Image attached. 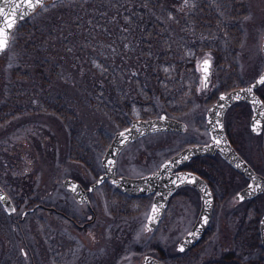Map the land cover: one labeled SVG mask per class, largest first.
Masks as SVG:
<instances>
[{"label":"rangeland","instance_id":"obj_1","mask_svg":"<svg viewBox=\"0 0 264 264\" xmlns=\"http://www.w3.org/2000/svg\"><path fill=\"white\" fill-rule=\"evenodd\" d=\"M100 1L103 0H60L56 6L68 9L77 3L88 6ZM137 1L132 0L133 3ZM170 2L174 19L167 26L175 31L176 47L181 44L180 47L187 49L185 54L179 56L194 64V76L188 75L186 81L182 80V94L177 97H170L168 93L160 97L162 95L156 88L152 104L146 111L143 113L140 110L137 116H131L122 126L111 120L107 112L93 110L92 113L90 109L76 104V99L80 101L84 91H89V86L84 84L81 88L82 79L75 74L70 76L71 73L66 71L68 68H64L66 73L54 76L56 78H53V86L50 87L52 96L48 95L55 107L59 101L64 106L68 105L66 110L70 113L65 117L37 108L39 106L35 103H38V97L26 104L19 103L15 98L18 91L15 92L12 81H19L16 82L17 87L25 92L33 88L38 92L44 89L35 87L31 78L15 79L23 63L24 69L29 66L22 62L23 55H30L20 45L17 49L19 34H14L8 49L0 53V107L5 106L7 114L16 105L22 109V117L0 122V185L6 187L14 199L23 197L24 201L27 200L23 208L10 218L3 217L8 231H0V237L5 238L9 234L20 263H32L31 257L27 260L22 255L23 249L28 252L27 246L21 242L24 240L36 264H142L144 254H157V246H160V252L163 249L165 257L168 255L166 264H170L177 243L196 222L201 207L200 196L190 187L182 188L174 195L159 227L155 232H147L144 226L152 195L136 199L119 196L114 188L109 189L106 184L93 194L99 218L96 238L94 234L90 233V236L83 231L75 237L71 225L64 221L61 227L56 218L50 220L48 225L46 215L41 210L28 215L23 225L18 223L21 211L26 206L43 200L68 206L71 215L80 217L83 212L87 215L85 207L75 203L63 190V180L75 177L88 185L95 182L102 172L101 159L114 134L128 126L133 119H151L165 114L184 121L187 130L184 133H156L128 145L119 156V175L139 177L148 174L183 148L208 143L210 138L206 130V114L211 105L221 93L246 86L263 72L264 0H188L187 4L185 0ZM45 5L34 13L32 22L41 25V21L53 10ZM97 9L93 6L91 11L95 13ZM161 11L162 8L157 9V12ZM191 36L200 40L198 45L192 47ZM156 42L162 50V43ZM205 58H210L212 72L208 87L202 88L198 65ZM228 68L233 71V82L229 80L231 75L228 74ZM66 79L68 83H65ZM258 91L264 98V85ZM33 108L37 110L31 112ZM251 117L250 107L239 103L227 112L225 123L237 146L235 149L256 171L264 175V132L258 136L251 132ZM90 158L92 167L86 165ZM203 172L207 173L206 169ZM207 176L215 182L219 176L227 181L228 187H216L213 190L216 202L209 233L200 247L185 258L186 264H205L208 261L225 264L221 262L223 255L235 252L238 256L240 249L244 250L242 245L239 247L240 244H249L245 241L246 236L255 234L256 225L251 221L256 218L259 223L264 214V194L247 202L236 201V194L246 182L224 161L217 159L214 172L207 173ZM46 193H49V197ZM27 194L30 196L26 198ZM104 221L108 223L107 228L103 225ZM15 222L18 223L17 228L14 227ZM248 226L253 227L252 230ZM43 228L50 237L47 254L35 241L37 236L43 235ZM92 242H95V246ZM5 248L7 245L0 243L3 253H6ZM256 256L253 253L249 259H255ZM241 261L239 264H247Z\"/></svg>","mask_w":264,"mask_h":264},{"label":"trees","instance_id":"obj_2","mask_svg":"<svg viewBox=\"0 0 264 264\" xmlns=\"http://www.w3.org/2000/svg\"><path fill=\"white\" fill-rule=\"evenodd\" d=\"M170 3V0H139L136 3L132 0H103L88 6L77 3L76 6L71 5L72 8L65 9L56 6L60 4V0L48 2L45 7H52L53 10L41 21V25L31 21L33 14L21 21L13 33L19 34L17 49L20 45L30 54L23 55L22 58V62L29 65L28 68L24 69L23 63L19 68L22 72L17 71L15 79L31 78L34 86L44 91L38 92L35 88L22 91L16 85L19 81L14 80L12 86L15 92L18 91L15 93L16 100L26 104L38 97V103H35L39 106L37 108L65 117L70 113L66 110L68 105L64 106L59 101L55 107L48 95L52 96L50 87L53 86V78H56L54 76L67 71L71 73L70 76L75 74L82 79L81 88L84 84L89 86V91H84L80 101L77 102L76 99V104L90 109L92 113L93 110L107 112L111 120L122 126L131 116H137L140 110L143 113L146 111L152 104L156 88L162 95L160 97L164 93H168L170 97L180 96L184 87L182 80L186 81L188 75L193 77L195 71L191 61L187 62L188 60L179 56L181 53L185 54L187 49L180 47L181 44L176 47L175 31L167 26L174 19ZM93 6L98 8L95 13L91 11ZM156 8H162L164 16ZM163 17L166 18L163 20ZM157 40L162 43V50L159 49ZM190 40L192 47L200 41L192 36ZM64 68L68 70L65 71ZM228 74L231 75L230 82H233L231 68H228ZM65 83H68L67 79ZM17 106L9 114L6 113L5 106L0 107V122L22 117V109ZM37 108L30 110L33 112ZM80 117L79 115V120L82 118ZM215 188L212 187L213 190ZM256 222L258 223L257 219ZM246 237L245 241L249 242L251 236ZM255 240V249H249L241 243L239 247L242 245L244 250L240 249L238 256L231 252L223 255L221 262L239 264L243 260L247 264H264L259 236ZM199 247L200 245L191 252ZM161 251V258L164 260L163 249ZM253 253L257 256L249 259ZM189 254L177 255V264H186L185 258Z\"/></svg>","mask_w":264,"mask_h":264},{"label":"water","instance_id":"obj_3","mask_svg":"<svg viewBox=\"0 0 264 264\" xmlns=\"http://www.w3.org/2000/svg\"><path fill=\"white\" fill-rule=\"evenodd\" d=\"M50 0H32L34 7H24L23 18H18L14 24V27L10 30L11 35L14 28L18 23L31 14H33L40 6L45 4ZM19 2V0H0L6 7H11L12 4ZM11 41V36L9 37L7 47L0 52L5 51ZM262 51L264 53V39L262 41ZM210 75L208 78V84L211 78V61H210ZM203 76V73L201 72ZM264 76L263 72L251 83L246 86L235 88L231 91L221 93L218 96L216 102L208 109L206 114V128L210 134V142L201 145H192L184 148L177 154L166 160L160 168L149 175L140 178H128V177H117V158L120 152L130 143L136 141L137 139L144 137L149 134L159 133V132H184L187 128L185 122L177 120L175 118L168 117L165 114L152 119H136L133 120L128 127L117 132L109 144L106 152L102 158V165L104 172L93 183L90 190L95 187L100 186L105 180L110 179V181L121 191L131 193L133 195H148L154 194V200L152 207L155 205L159 211L156 214L154 220H150L153 215L152 208L149 213L146 228L149 230H154L160 224L168 202L172 196L180 189L182 186H193L198 190L201 196V209L198 218L190 229V231L179 241L177 245V251L179 253H187L188 251L195 248L204 238L210 223L212 221L213 210H214V194L209 186V184L200 175L190 172V171H176L184 164L188 163L192 158L203 156V155H214L220 154L221 157L230 164L235 170L245 175L249 184L247 187L240 190L235 198L237 201H247L256 198L259 195L264 194V176L258 174L236 151L231 142L228 139L225 130V115L228 109L238 103L245 102L249 104L252 110V118L250 123L251 132L254 135H260L264 131V102L261 97L257 94V90L264 84H259L258 81ZM252 89L251 92L248 89ZM225 96V100H221L220 97ZM238 97V98H237ZM211 121V123L209 122ZM257 126V131L254 132L252 129ZM130 130V131H127ZM121 132H125L127 140L120 136ZM216 140L220 143L217 144ZM187 157V159H185ZM112 161V163H109ZM167 165L168 167H165ZM178 177H189V180H185L181 183ZM255 177V179H253ZM173 181H176L173 183ZM76 186V190L73 191V186ZM251 185V187H249ZM63 186L66 187L74 197L81 203L86 201V192L83 190L80 183L73 180L72 178H66L63 181ZM0 197H3L0 202L4 205L8 212H12L14 209L13 204L0 186ZM194 233V235H190ZM260 233L261 242L264 252V214L260 220ZM183 246L184 251H180V247ZM143 264H163L160 260L152 257L145 256L143 258Z\"/></svg>","mask_w":264,"mask_h":264},{"label":"flooded vegetation","instance_id":"obj_4","mask_svg":"<svg viewBox=\"0 0 264 264\" xmlns=\"http://www.w3.org/2000/svg\"><path fill=\"white\" fill-rule=\"evenodd\" d=\"M258 95L262 98V100L264 101V98H263V96L261 95V93L259 92L258 93ZM241 103H244V104H247V103H245V102H241ZM239 104V103H238ZM237 105V104H236ZM236 105H234V106H236ZM248 106H249V104H247ZM234 106H232V107H234ZM232 107H230L229 109H228V111L232 108ZM250 107V106H249ZM250 110H251V107H250ZM227 111V112H228ZM252 111V110H251ZM227 112H226V114H227ZM225 117H226V115H225ZM155 118V117H154ZM252 118V117H251ZM226 119V118H225ZM225 119H224V121H225ZM132 122V121H131ZM130 122V123H131ZM130 123H129V125H130ZM250 123H251V120H250ZM128 125V126H129ZM187 125V124H186ZM128 126H126V127H128ZM126 127H124V128H126ZM124 128H122V129H124ZM121 129V130H122ZM121 130H119V131H121ZM186 130H187V128H186ZM185 130V131H186ZM206 130H207V128H206ZM225 130H226V133H227V131H228V129H227V127H226V123H225ZM250 130H251V128H250ZM118 131V132H119ZM184 131V132H185ZM184 132H181V133H184ZM207 132H208V130H207ZM264 132V131H263ZM117 133V132H116ZM115 133V134H116ZM166 133H177V132H166ZM179 133V132H178ZM115 134H114V136H115ZM208 134H209V132H208ZM153 135V134H152ZM261 135V134H260ZM114 136H113V138H114ZM149 136V135H148ZM227 136H228V139H229V141L231 142V144L233 145V147L234 148H237V146L234 144V142H233V137L231 136V134H229V131H228V133H227ZM255 136H258V135H255ZM144 137H146V136H144ZM113 138H112V140H113ZM141 138H143V137H141ZM141 138H139V139H141ZM209 138H210V134H209ZM111 140V141H112ZM135 142V141H134ZM209 142H210V140H209ZM208 142V143H209ZM111 143V142H110ZM133 143V142H132ZM132 143H130V144H132ZM129 144V145H130ZM206 144V143H205ZM194 145V144H193ZM197 145H200V144H197ZM128 146V145H127ZM126 146V147H127ZM108 148V147H107ZM123 151V150H122ZM121 151V152H122ZM236 151L238 152V154L255 170V168H254V166H252V164H250L243 156H242V154L236 149ZM106 152V151H105ZM121 152H120V154H121ZM105 154V153H104ZM120 154H119V156H120ZM176 154V153H175ZM104 156V155H103ZM119 156H118V158H117V168H116V175H117V177H128V178H140V177H144V176H146V175H149V174H152V173H154V172H156L159 168H160V166L166 161V160H168L170 157H172V156H170L169 158H167L165 161H163L161 164H160V166L155 170V171H153V172H150V173H148V174H145V175H142V176H139V177H129V176H125V175H119L117 172H118V160H119ZM103 158V157H102ZM217 159H219V160H222V161H224L227 165H228V167L231 169V170H233L236 174H238V176H240L242 179H243V181H245L246 182V185L244 186V187H247L248 186V184H249V180H248V178L245 176V175H243L242 173H240V172H238L237 170H235L230 164H228L222 157H221V155L220 154H214V155H203V156H198V157H195V158H192L188 163H186V164H184L183 166H181L178 170H176V171H190V172H194V173H196V174H198V175H200L204 180H206V182L209 184V186L210 187H228V183H227V181L226 180H224V179H220L219 178V176H220V174H219V176L217 177V181L215 182L213 179L211 180V178L209 177V176H207V173H209V172H214V166H216V161H217ZM82 160H84V159H82ZM93 161H92V159L90 158L89 159V162H88V164H86L85 162H83L84 164H86L88 167H92V165H93V163H92ZM101 166H102V172L100 173V175H102L103 174V172H104V169H103V165H102V159H101ZM191 167H194V168H191ZM192 169H194V170H192ZM204 169H206V172L207 173H205L204 174V172H203V170ZM256 171V170H255ZM257 173H259L258 171H256ZM259 174H261L262 176H264L262 173H259ZM100 175L98 176V178L100 177ZM225 176V175H224ZM67 178H72L73 180H75V181H77L78 183H80L81 184V186H82V188H83V190L86 192V201H84L83 203H81V202H79L75 197H74V195L66 188V187H64L63 186V190L66 192V194L69 196V197H71L73 200H74V202L75 203H77L79 206H84L85 207V209L87 210V215H85L86 213L85 212H83V216H80V217H78V216H76V215H71L70 213H69V209H68V206H63V205H60V204H56V203H52V202H48L47 200H43L42 202H34V203H32L31 205H29V207L28 206H26L25 207V209L23 210V211H21V216H20V218H19V224H21V225H23L24 223H25V221H27L28 220V215H31V214H33V213H35L37 210H41L42 212H44V214L46 215V217H45V219L47 220V223H48V225H50L49 223V221L50 220H52V219H57L58 220V222H59V224H60V226L61 227H63L62 225L64 224V221H66V222H68L70 225H71V227L73 228V231H74V235H75V237H77V236H79V234H80V232L81 231H83L84 233H87V234H89L90 236H91V234L93 235L94 234V238H96L95 237V231H96V227H97V225H98V223H99V218H98V216H97V211H96V208H95V198H94V196H93V194L95 193V191L97 190V189H100V188H102V186H106V184H108V188L110 189V188H114L115 189V193H117L119 196L121 195V196H128V197H130V198H143V197H148V196H151L152 195V197H153V199H152V204H153V200H154V194H148V195H133V194H131V193H128V192H124V191H121L120 189H118L111 181H110V179H108V180H105V182H103L100 186H98V187H95L93 190H90L91 189V185L93 184V183H95L96 181H97V179L95 180V182H93L92 184H86L84 181H82V180H80V179H78V178H73V177H67ZM66 179V178H65ZM64 179V180H65ZM63 180V181H64ZM210 181L212 182V184H210ZM107 182V183H106ZM62 185H63V183H62ZM185 187H190V188H192V189H194L198 194H199V196H200V193L198 192V190L196 189V188H194L193 186H190V185H187V186H182L180 189H178L177 190V192L174 194V195H176L182 188H185ZM3 190H4V192L8 195V197L10 198V200H11V202H12V204H13V207H14V209H15V212H8L7 210H6V208L4 207V205L0 202V206H1V208H2V212H0V231L1 232H5V231H8V228H7V225H6V223H4V219H3V217L4 216H7L8 218H10L13 214H15L21 207L23 208V204H24V202L26 203V201L27 200H25L24 201V199H23V197H20V199H18V201H17V199H14L13 197H12V195H11V193L6 189V187H1ZM212 191H213V189H212ZM213 194H214V191H213ZM46 195L49 197V193H46ZM174 195L172 196V198L174 197ZM30 195H26V198L27 197H29ZM215 197V196H214ZM258 197V196H257ZM256 197V198H257ZM25 198V197H24ZM171 198V199H172ZM171 199H170V201H171ZM255 199V198H254ZM254 199H251V200H254ZM170 201L168 202V205H169V203H170ZM237 201V200H236ZM248 201H250V200H248ZM200 202H201V196H200ZM216 202V201H215ZM239 202V201H238ZM247 202V201H246ZM27 204H28V202H27ZM152 204H151V208H152ZM168 205H167V207H168ZM83 207V208H84ZM167 207H166V210H165V212H164V215H163V218H162V220L164 219V216L166 215V211H167ZM151 208H150V211H151ZM201 208V207H200ZM150 211H149V213H150ZM200 212V211H199ZM7 214V215H6ZM199 215V214H198ZM148 216H149V214H148ZM147 219H148V217H147ZM147 219H146V222H147ZM162 220H161V222H162ZM161 222H160V224H161ZM212 222V221H211ZM252 222V224L254 223L255 225H256V229H255V234H253V235H249V236H251V238H250V240H249V244L247 245L248 246V248L249 249H255L256 248V246H257V241L255 240L256 239V236H259V238H260V242H259V248L261 249V251H262V254H263V256H264V252H263V247H262V242H261V233H260V224L258 223L257 224V222H256V218H255V221H251ZM18 223H14V227L15 228H17V224ZM13 224V221L11 222V225ZM33 224H34V222H33ZM107 221H104L103 222V225H104V227L106 226V228H107ZM159 224V225H160ZM5 225H6V228H5ZM10 225V226H11ZM159 225L157 226V228L159 227ZM210 225H211V223H210ZM51 228V227H50ZM144 228H145V230L147 231V232H155V230L157 229H154V230H148L147 228H146V224H145V226H144ZM209 228H210V226H209ZM209 228H208V231L206 232V234H205V236H204V238H203V240L200 242V244L199 245H201L202 244V242L204 241V239L206 238V236H207V234L209 233ZM248 228H249V226H248ZM253 228V227H252ZM252 228L250 227L249 229H251L252 230ZM52 229V228H51ZM1 232H0V235H1ZM189 232V231H188ZM187 232V233H188ZM91 233V234H90ZM48 232L45 230V228H43V235H41V236H37L36 237V239H35V241H36V243L41 247V249L47 254V252L49 251V248H50V237L48 236ZM186 235V234H185ZM184 235V236H185ZM183 236V237H184ZM182 237V238H183ZM2 240V242H0L1 244H3V245H7V248H5V251H6V253H3V249H1L0 250V253L1 254H3V255H1L2 256V258L0 257V264H22V263H20L21 262V260L18 258V254H15L14 253V251H15V248L14 247H12V245H13V241H12V239L10 238V236H9V234L4 238V237H0ZM92 238H93V236L92 237H90L89 238V240H90V242H91V240H92ZM22 243H23V245L24 246H27V249H28V252H29V255H28V252L25 250V249H23L22 250V255H23V257L24 258H27V260H30V257H31V264H36L34 261H33V254L31 253V249L28 247V244L26 243V241H21ZM94 245L93 246H95V242H92ZM177 245H178V243H177ZM177 245H176V253L174 254V256H172L173 258H172V262L170 263V264H174V263H176V257H177V255H179V254H181V255H183V254H188V253H192L191 251L192 250H190L189 252H187V253H179L178 251H177ZM159 247L160 246H157V247H155V248H158V249H156L157 250V254H144L143 255V257H142V260H141V262H142V264H143V258L145 257V256H147V255H149V256H152V257H154V258H156V259H158V260H160L163 264H166V261L168 262V259H169V257H168V255L166 256V257H164V260L161 258V256H162V254H161V252L159 251ZM115 249H116V247H115ZM96 250V249H95ZM189 254V255H190ZM49 255H50V253H48V257H49ZM3 259L4 260H6L5 262L3 261ZM214 263V262H213ZM205 264H212L211 263V261H208V262H206Z\"/></svg>","mask_w":264,"mask_h":264},{"label":"snow or ice","instance_id":"obj_5","mask_svg":"<svg viewBox=\"0 0 264 264\" xmlns=\"http://www.w3.org/2000/svg\"><path fill=\"white\" fill-rule=\"evenodd\" d=\"M40 0H37V3H39ZM188 0H185V4H187ZM24 7H34L32 4V0H19V2H16L11 5V7H6L3 3H0V50H3L7 47L9 37L11 36V29L14 27V24L18 18H23L24 13ZM210 69V58H205L202 62V64L198 65V70H200L203 73L201 85L202 88L208 87V78L210 75L209 72ZM259 84H264V76L260 78L258 81ZM249 92L252 91V89H248ZM238 98V97H237ZM221 100H225V96L220 97ZM211 123V121H209ZM254 132L257 131V126H254L252 129ZM130 131V130H127ZM120 136L123 137L125 140H127V136L125 135V132H121ZM216 143L219 144L220 141L216 140ZM187 159V157H185ZM109 163H112V161H109ZM165 167H168L165 165ZM255 179V177H253ZM178 180L183 183L185 180H189L191 182L189 177H178ZM176 181H173L175 183ZM251 187V185H249ZM73 191L76 190V186H73ZM3 197H0V200H2ZM12 212H15V209L11 210ZM159 209L154 205L152 207V213L153 215L150 217V220H154L156 217V214H158ZM150 230V229H149ZM190 235H194V233H190ZM181 252L184 251L183 246L179 249Z\"/></svg>","mask_w":264,"mask_h":264}]
</instances>
